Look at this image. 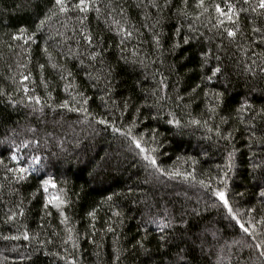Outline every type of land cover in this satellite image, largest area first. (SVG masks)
Listing matches in <instances>:
<instances>
[{"label":"trees","instance_id":"obj_1","mask_svg":"<svg viewBox=\"0 0 264 264\" xmlns=\"http://www.w3.org/2000/svg\"><path fill=\"white\" fill-rule=\"evenodd\" d=\"M78 3L0 0V264H264L258 0Z\"/></svg>","mask_w":264,"mask_h":264},{"label":"snow or ice","instance_id":"obj_2","mask_svg":"<svg viewBox=\"0 0 264 264\" xmlns=\"http://www.w3.org/2000/svg\"><path fill=\"white\" fill-rule=\"evenodd\" d=\"M55 2L59 6L60 12L66 11V8H65V5H64V0H55ZM245 2L247 3V0H245ZM200 4L202 6L203 0H200ZM74 7L79 8L80 11H87V9L89 7L88 0H79V3L76 4ZM258 7L261 8V9H264V0H258ZM215 10H216L217 13L220 14V16H226L227 19L230 20V21L232 20L233 15H235V13H234L233 8H232L231 5H228L227 12H225L224 10H222L219 5H215ZM253 10H255V9H253ZM219 22L220 23H223V21H219ZM40 23L42 25L44 23V21H41ZM20 31L23 33L24 32V29H21ZM225 31L227 32V35L229 37H235V35H236V33L231 28L225 29ZM87 39H90V37L87 38ZM218 71H219V68L214 69L213 70V75H215L216 72H218ZM25 79H26V77H25ZM25 90L27 91V89H25ZM37 102H39V101H37ZM100 123H104V121L101 120ZM136 147L137 148H141V146H140V144L138 142L136 143ZM141 151H144V149L141 148ZM13 159H15V156H13ZM151 162L154 164L155 163V160H152ZM18 171L21 174H23V173H25L27 171V169L21 167V168L18 169ZM21 178H23V175H21ZM43 183H44V185H48L50 183V181L49 180H45ZM45 190H47V189H45ZM213 194L223 204V207L228 210L229 215L231 216V218L233 220L236 221V224L239 225L240 229L244 233L249 234V235H252V233L249 232V228L246 227L243 223H241L240 220L237 219V217L235 215H233L232 208L229 206V202L226 199V196H225L224 191L217 190ZM54 199L59 200V198H54ZM49 203H51V200L49 201ZM56 206H59V205L57 204ZM25 239H27V234H25ZM255 247L257 249H260V248L264 247V245H262V244H256ZM260 255L262 257H264V251H261L260 252Z\"/></svg>","mask_w":264,"mask_h":264}]
</instances>
